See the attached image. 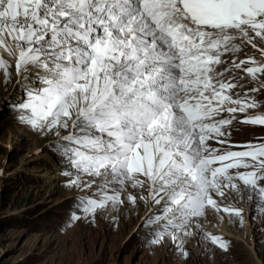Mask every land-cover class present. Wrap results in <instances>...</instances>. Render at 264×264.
I'll return each instance as SVG.
<instances>
[{
    "label": "snow or ice",
    "instance_id": "snow-or-ice-1",
    "mask_svg": "<svg viewBox=\"0 0 264 264\" xmlns=\"http://www.w3.org/2000/svg\"><path fill=\"white\" fill-rule=\"evenodd\" d=\"M9 87L75 189L63 228L139 202L147 243L186 259L187 238L229 248L207 209L264 214V138L230 142L234 121L264 126V0H0Z\"/></svg>",
    "mask_w": 264,
    "mask_h": 264
},
{
    "label": "rangeland",
    "instance_id": "rangeland-1",
    "mask_svg": "<svg viewBox=\"0 0 264 264\" xmlns=\"http://www.w3.org/2000/svg\"><path fill=\"white\" fill-rule=\"evenodd\" d=\"M11 92V87L0 91V264H264V214L254 204H236L244 208L243 224L207 209L202 222L224 221L230 235L205 231L222 236L229 248L222 251L202 239L198 244V237L187 238L186 259L168 240L147 243L141 219L146 209L139 202L115 223L97 212L94 224L79 219L63 228L75 189L64 186L62 165L48 138L17 122L6 102ZM257 99L264 100V91ZM246 126L238 128L233 142L264 138V126ZM12 136L16 143L11 147Z\"/></svg>",
    "mask_w": 264,
    "mask_h": 264
},
{
    "label": "bare ground",
    "instance_id": "bare-ground-1",
    "mask_svg": "<svg viewBox=\"0 0 264 264\" xmlns=\"http://www.w3.org/2000/svg\"><path fill=\"white\" fill-rule=\"evenodd\" d=\"M15 143H16V139L14 136H12L9 140V145L12 147L15 145ZM48 173L46 172V174ZM55 176H59V175H55ZM202 223L204 224V229L208 230L209 232H213L221 235H230L228 231V223L224 221L219 220L217 221L216 224H209L208 222L205 221H203Z\"/></svg>",
    "mask_w": 264,
    "mask_h": 264
}]
</instances>
